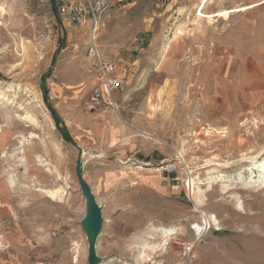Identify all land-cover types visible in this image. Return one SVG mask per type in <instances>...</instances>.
<instances>
[{
    "label": "rangeland",
    "instance_id": "rangeland-1",
    "mask_svg": "<svg viewBox=\"0 0 264 264\" xmlns=\"http://www.w3.org/2000/svg\"><path fill=\"white\" fill-rule=\"evenodd\" d=\"M64 1L0 0V215L12 208L23 228L63 216L78 227L88 208L77 177L84 151L80 173L106 218L98 264H139V247L153 249L145 264H264V187L247 184L257 173L242 160L264 156V115L238 114L251 93L264 107V0H103L97 41L122 81L116 120L108 107H88L97 84L85 58L89 27L58 14ZM161 161L177 172L157 171ZM137 166L155 173L153 184L169 176L161 182L170 190L132 184ZM161 225L176 227L166 249L158 236L141 245Z\"/></svg>",
    "mask_w": 264,
    "mask_h": 264
},
{
    "label": "crops",
    "instance_id": "crops-1",
    "mask_svg": "<svg viewBox=\"0 0 264 264\" xmlns=\"http://www.w3.org/2000/svg\"><path fill=\"white\" fill-rule=\"evenodd\" d=\"M244 98L247 99L248 106L238 111V114L241 115L240 117H246L244 112H249L248 114L253 113L254 116H257L258 113L260 115H264V107H257V102L260 98L257 93H251L246 95ZM106 116L113 120H116L117 118V115L113 109L109 110V112L106 113ZM131 146L133 147V144H129L127 147H124L121 150L122 153L127 154L128 150H131ZM145 163L152 164L149 161ZM150 170L151 169L147 170V168H144L138 172V174L143 176V178L148 177L147 179L143 180H140V178L135 174L136 171L133 170L132 179L130 181L137 187L144 188L145 190L156 193L157 195H162L170 190V186H165L161 182L162 178L168 181L169 176L165 178L164 176L156 173L159 175L160 182L153 184L150 177L155 173ZM116 208L118 210L119 206ZM8 210L12 212L13 209L9 208ZM10 212L0 215V264H77L79 262V258L83 254L88 258V208L84 209V215L80 219L78 227H75V225L72 227L70 224L67 225V218L63 216L61 218H57V220L50 219V217H45V220L30 219V223L27 224L28 227L23 228L16 214H14V212L13 214H10ZM101 216L102 224L98 238L102 233L101 231L104 222L106 221V218L103 216L102 207ZM8 225H10L9 231L6 234L1 235L3 227ZM16 225L19 227L22 236L20 238L14 239L17 235L14 230ZM123 225L124 224L121 223L122 227ZM12 233H14L13 237H11ZM82 233L85 235L86 244H83V239L81 236ZM110 236L112 238L122 239L124 235L112 234ZM155 237V233H146V235L141 237V241H143L141 245H146L149 248L154 247L155 244H150V242L151 240H154ZM75 242H78V245H76ZM2 243L4 247H1ZM76 248L79 249L78 261H74V253ZM96 253L98 258L102 259L97 252V242Z\"/></svg>",
    "mask_w": 264,
    "mask_h": 264
},
{
    "label": "built area",
    "instance_id": "built-area-1",
    "mask_svg": "<svg viewBox=\"0 0 264 264\" xmlns=\"http://www.w3.org/2000/svg\"><path fill=\"white\" fill-rule=\"evenodd\" d=\"M104 9L105 3L103 0H65L59 6L58 14L63 16L69 25H73V28L89 27L85 58L94 64L97 84L92 87L88 94V107L93 110L108 107L117 111L118 105L114 94L122 89V81L115 73V64L102 57L97 41V32L100 23L99 17ZM154 168L161 173L171 175L177 172L178 165L174 161H161ZM198 228L196 227V232H199ZM171 240L175 245L181 246L188 253L193 250V245H190L188 242L178 240L173 236Z\"/></svg>",
    "mask_w": 264,
    "mask_h": 264
},
{
    "label": "bare ground",
    "instance_id": "bare-ground-1",
    "mask_svg": "<svg viewBox=\"0 0 264 264\" xmlns=\"http://www.w3.org/2000/svg\"><path fill=\"white\" fill-rule=\"evenodd\" d=\"M1 8V10H2V6L0 7ZM0 129H1V127H0ZM217 132V131H216ZM6 136H3L2 137V139L3 138H5ZM4 141V140H3ZM3 141H0V146L4 143ZM20 151L21 152H23L24 151V149L22 148V146H23V141H21L20 140ZM84 151H82V157H81V161H83V156H84ZM260 157H261V159H260ZM241 159V158H240ZM242 160H245V161H247V162H249L250 164L249 165H247L245 168H243L244 169V172L245 171H248V172H250V173H257V174H255L254 176L252 175V176H250L248 179H247V181H246V179L244 178V175L242 174V173H244V172H239V174H238V178L237 179H239V181L240 180H244V181H246V182H248L247 184H249L251 187H257V188H261V187H264V156H263V154L259 151L258 153H256L255 155H252V156H249V157H246V158H243ZM208 163H213L212 161H208ZM216 164H221L222 165V163H216ZM227 163H225L224 165H226ZM142 165H144V164H142ZM144 169V166H137L136 167V170H134V171H136L135 173L137 174V176L141 179V180H143V179H147L148 177H146V178H143V176H141V175H138V172L137 171H139V170H143ZM238 173V172H237ZM219 174V173H218ZM212 175V174H211ZM223 175V174H222ZM159 177V176H158ZM208 177H209V175H208ZM219 177H221V175H217V176H214V177H210V180L207 182V184H210V183H213L214 181H216V179L217 180H219L220 181V178ZM228 177V176H227ZM219 178V179H218ZM225 178V177H224ZM223 178V179H224ZM150 179L152 180H154V176H151L150 177ZM152 180V181H153ZM160 180V179H159ZM206 180V179H205ZM14 179H13V177L12 176H9V182L8 183H10L12 186H13V184H14ZM160 182V181H159ZM204 183V182H203ZM206 183V182H205ZM187 184L188 185H190V187H191V189H195V188H197V189H199V190H201V188L199 187V184L200 183H197L196 184V182L194 181V178L193 177H189V180H188V182H187ZM11 187V186H10ZM54 195H55V193H54ZM234 199H235V203H236V205H237V207L238 208H242V205H241V201H240V199H239V197L238 196H236V195H234ZM204 217V216H203ZM210 218H212L215 222L217 221L216 220V217L215 216H212L211 214H209V217H208V219H210ZM211 220V219H210ZM206 223H208V220L207 221H205ZM205 223V224H206ZM208 226V225H207ZM198 228V227H197ZM153 230H155V231H157V233L156 232H154L155 234H156V236H158L161 240H160V244L159 245H162V248H164V249H166V244H167V240L170 238V236L171 235H174V234H172V233H174L175 232V230H176V227H174V226H171V227H164V226H159V227H153L152 228ZM198 231L200 232L201 231V229L200 228H198ZM156 245V244H155ZM165 246V247H164ZM153 251V249H151V250H146V247H139V249H138V251H137V254H136V256H135V260H136V262L137 263H139V264H145V263H147L148 261H150L151 260V258H150V252H152ZM125 264H129V263H125Z\"/></svg>",
    "mask_w": 264,
    "mask_h": 264
},
{
    "label": "water",
    "instance_id": "water-1",
    "mask_svg": "<svg viewBox=\"0 0 264 264\" xmlns=\"http://www.w3.org/2000/svg\"><path fill=\"white\" fill-rule=\"evenodd\" d=\"M80 172H81V161L78 162L77 177H78V182L81 187V190L86 199L89 213H90L88 221H87V224H88L87 240H88V246H89L88 264H98L100 262V259L98 258L97 253H96V242H97L100 229H101V224H102L101 208L95 201V198L89 186L83 180Z\"/></svg>",
    "mask_w": 264,
    "mask_h": 264
},
{
    "label": "trees",
    "instance_id": "trees-1",
    "mask_svg": "<svg viewBox=\"0 0 264 264\" xmlns=\"http://www.w3.org/2000/svg\"><path fill=\"white\" fill-rule=\"evenodd\" d=\"M54 116H55L56 120H57L58 122H60L59 119H58V117H57L56 115H54ZM64 134H65V133H64ZM64 136H66V138H69L68 135H67V133H66Z\"/></svg>",
    "mask_w": 264,
    "mask_h": 264
}]
</instances>
